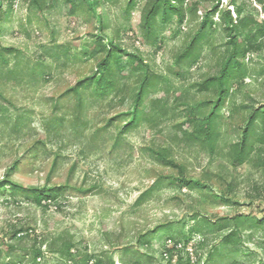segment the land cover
Returning a JSON list of instances; mask_svg holds the SVG:
<instances>
[{
    "label": "rangeland",
    "instance_id": "obj_1",
    "mask_svg": "<svg viewBox=\"0 0 264 264\" xmlns=\"http://www.w3.org/2000/svg\"><path fill=\"white\" fill-rule=\"evenodd\" d=\"M152 1L42 0L37 8L32 0H0V182L9 178L25 186L67 185L57 201L42 205L32 202L20 187L12 188L10 183L0 187V264H37L33 249L43 244L39 264H73L87 254L89 264L98 260L162 264V258L168 259L164 252L175 246L169 239L183 237L205 215L214 219L239 212L263 216L264 166L257 157L261 154L264 159V145L257 142L261 119L251 136L253 159L234 166L230 152L234 144L243 142L250 114L264 104V37L260 49L250 50L244 58L246 75L231 80L216 122L218 146L211 153L209 147L187 139L184 130L192 126L178 124L185 122L188 105L218 98L217 89L201 92L197 84L218 74L224 64L230 39L227 24L216 16L215 29L203 42L198 61L187 58L178 63L176 58L198 31L205 10L217 1L184 0L182 22L175 14L164 20L162 10L148 32L145 14ZM237 1L244 14L256 6V19L264 22L259 4ZM222 4L223 9L234 8L230 0ZM98 36L107 48L118 45L123 50L114 49L119 63L112 61L115 69L125 66L117 77L118 89L108 96L97 95L93 88L67 94L81 79L100 72L99 62L107 52L84 53L93 50ZM132 54L160 78L147 94L136 126L122 132L134 119V98L142 77L141 71H131ZM160 97L168 99L166 116L151 110L152 100ZM213 104L199 117H206ZM164 147L182 171L156 159L152 149ZM162 175L202 179L213 194L163 182L137 203ZM162 224L169 225L150 233L149 244L139 243L142 234ZM14 228L28 229L30 235L21 232L22 239L15 237ZM221 233L202 225L192 234L195 239L186 245L181 241L177 248H188L194 264H264L260 230L253 235L246 232L237 250L221 249ZM202 236L207 243L199 249ZM2 240L14 248L3 249ZM65 240L76 244L75 259L50 249L53 242L60 247ZM216 247V261L210 262L208 253ZM177 257L174 251V262Z\"/></svg>",
    "mask_w": 264,
    "mask_h": 264
},
{
    "label": "trees",
    "instance_id": "obj_2",
    "mask_svg": "<svg viewBox=\"0 0 264 264\" xmlns=\"http://www.w3.org/2000/svg\"><path fill=\"white\" fill-rule=\"evenodd\" d=\"M211 8L205 10V14L203 16L202 22L196 34L191 39L187 48L184 52L179 55L176 59L178 63H181L184 59H191V63H196L201 55L202 44L211 33L215 29V18L218 17L219 20H222L227 24L226 30L228 31V36L230 39L227 42V57L222 65L218 74L205 78L203 81L198 82V90L201 92L210 91L213 88L217 89L218 98L216 100H208V101H199L196 104L188 105L186 107V120L179 125V127H183V124L187 123L189 126H192V130H184L185 136L189 141L198 142L199 144H203L209 147L211 153L216 152V148L218 146L219 140V131L217 129V119L219 117V110L224 107L226 104L227 98L230 92V83L231 80L235 77H243L246 75V65L244 62V58L250 50L255 48L260 49L261 42L260 39L264 37V22H259L256 19L257 13H259V9L256 6H252V9L245 13V9L238 4L237 0H230L231 4L234 8H226L223 9L222 0H216ZM253 2L260 5V9L264 12V0H253ZM33 6L37 8H41L42 0H32ZM184 0H153L146 11L145 14V27L148 32H150L153 28V25L162 10H165L164 20L170 21L174 14L179 18V21L182 22L185 18L186 12L183 7ZM168 12L170 14H168ZM1 17V15H0ZM92 51H84L87 55H97L100 52H107L105 57L99 62L98 69L100 72L94 74L93 76H87L81 79L75 86L67 90V94L74 92L78 93L81 89H90L93 88L97 95L108 96L109 94L116 92L118 89L117 85V77L118 74L125 70V66H119L120 68L115 69L112 61H116L119 63V58H117V53L114 49L122 48L118 45H113V47L107 48L103 38L98 36L97 39L92 42ZM1 46V41H0ZM2 51L12 52L14 51L13 47H2ZM4 62H6L5 57H3ZM131 65V71H141L142 77L140 80V88L136 93L134 98V119L127 122L122 129V132L127 131L128 129L136 126L137 120L142 117L144 113V101L146 99L147 94L150 92L152 88L156 86L157 79L160 78L157 74L152 72L150 69L148 70V65L145 61L138 57L135 54H132V58L129 62ZM177 101L179 98H176ZM210 103H214L211 111L208 113L206 117H199L205 107L210 105ZM83 101H80L79 106L82 107ZM168 99L167 97L155 98L152 100L151 110L154 112L156 116H166L168 110ZM147 114V112H146ZM258 119H261V127L258 131L257 142L264 145V104L255 108L254 111L250 114L248 124L244 129V140L242 143H236L231 148L230 159L234 166H241L244 163L251 161L253 159V154L255 152V144L251 142L252 132L255 130L254 124ZM183 129V128H182ZM121 132V133H122ZM153 154L156 159L166 166H171L174 168H178V170L182 171V167L171 157V153L169 148H161V149H152ZM258 161L261 162V165L264 166V159L261 158L262 155H258ZM18 160L13 165V168L18 166ZM183 173V172H181ZM8 176H10V171L8 172ZM163 182H167V184L171 187L177 188H189V189H200L205 190L208 194H213V190L211 186H209L204 180L189 178L187 176H166L162 175L158 177L155 182L150 186L149 189L142 192L137 199V203H143L148 196L154 192L160 184ZM8 183H10L12 188L20 187L31 198L32 202L36 205H42L43 201H57L61 194V188L66 186H25L21 184H17L12 182L9 178L4 179L0 182V187L5 188ZM85 191V190H84ZM87 191V190H86ZM211 194V195H212ZM214 195L220 199L222 198L224 202L229 201V198L222 195L216 194ZM199 216V213L194 215V220ZM169 224L159 225L157 228L149 230L145 234H142L139 237L140 244H149L151 241L149 240L150 233H154L160 227L168 226ZM202 225L209 227L214 232H222L221 233V249L233 248L237 250V247L242 244L244 240V236L246 232H249V235H253L254 231H261L264 235V214L262 217L256 216L254 214H245V213H237L235 215H227L219 218H210L205 215L202 219L197 222V224L193 225L188 233L182 234L181 238H170L172 242L175 243V246L169 249L166 256L167 260L162 258V264H194V259L191 256V252L188 248H184L182 245L180 248H177L181 241L186 245L190 240L195 239L192 236L193 233L201 231ZM14 236H18L19 233L25 232L24 235H30L28 229L25 228H14ZM227 231V232H223ZM4 248L10 250L14 248V244L9 243L6 240H2ZM207 240L205 236H202L201 239L197 243V247L202 249L206 246ZM264 243V242H263ZM44 245V244H43ZM43 245L39 247H35L33 249V261L39 264L38 260L44 254ZM56 241L50 244V249L54 251L61 252L62 255H66L68 257H72L75 259L76 254L72 252V249L76 246V244L71 240L62 241L60 247H56ZM2 250V249H1ZM0 250V254L2 251ZM215 250H218L216 247L214 250L209 251V261L215 262L214 259ZM174 251L178 252V257L174 262ZM80 254V250L78 251ZM164 256V255H163ZM90 256L87 254L80 261H72L73 264H79L80 262L89 264ZM103 260H98L96 264H102ZM112 264H114L112 262ZM121 264H130L128 262H122ZM230 264H235L231 262Z\"/></svg>",
    "mask_w": 264,
    "mask_h": 264
}]
</instances>
